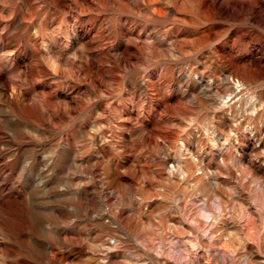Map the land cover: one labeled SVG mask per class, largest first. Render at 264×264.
<instances>
[{
    "label": "rangeland",
    "instance_id": "rangeland-1",
    "mask_svg": "<svg viewBox=\"0 0 264 264\" xmlns=\"http://www.w3.org/2000/svg\"><path fill=\"white\" fill-rule=\"evenodd\" d=\"M0 264H264V0H0Z\"/></svg>",
    "mask_w": 264,
    "mask_h": 264
},
{
    "label": "bare ground",
    "instance_id": "bare-ground-1",
    "mask_svg": "<svg viewBox=\"0 0 264 264\" xmlns=\"http://www.w3.org/2000/svg\"><path fill=\"white\" fill-rule=\"evenodd\" d=\"M239 85H240V84H239ZM242 85H243V84H242ZM240 86H241V85H240ZM240 89H241V88H240ZM248 217H249V216H248ZM248 219H249V218H248ZM248 225H249V223H248ZM248 225H247V226H248ZM251 226H252V224H251ZM246 229H247V227H246ZM246 231H247V232H246V233H247L246 235H247V236H251V233L248 232V230H246ZM245 237H246V236H245ZM252 237H253V235H252ZM252 237H251V238H252ZM184 243H185V242H184ZM193 245H194V244H193Z\"/></svg>",
    "mask_w": 264,
    "mask_h": 264
}]
</instances>
